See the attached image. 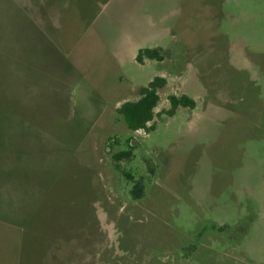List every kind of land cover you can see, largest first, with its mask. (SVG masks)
Returning <instances> with one entry per match:
<instances>
[{
    "label": "rangeland",
    "instance_id": "374dc122",
    "mask_svg": "<svg viewBox=\"0 0 264 264\" xmlns=\"http://www.w3.org/2000/svg\"><path fill=\"white\" fill-rule=\"evenodd\" d=\"M0 264H264V0H0Z\"/></svg>",
    "mask_w": 264,
    "mask_h": 264
},
{
    "label": "trees",
    "instance_id": "16d2710c",
    "mask_svg": "<svg viewBox=\"0 0 264 264\" xmlns=\"http://www.w3.org/2000/svg\"><path fill=\"white\" fill-rule=\"evenodd\" d=\"M145 59L163 60L160 49H141L137 56V61L141 64ZM166 85V80L161 77H155L148 85L140 88V98L134 101L124 102L118 109L117 113L125 120L130 131L138 132L140 130L153 131V123L159 113L156 112L161 101L159 90ZM170 109L166 111L169 116H174L180 107L194 109L196 102L186 95H170L168 97ZM152 125H149L150 123ZM133 149V145L130 143ZM115 157L119 162L122 160L130 161L133 158L131 152H120ZM126 180L135 181L134 176L129 172L126 173ZM134 199H141L144 196V187L140 180H136L131 190Z\"/></svg>",
    "mask_w": 264,
    "mask_h": 264
},
{
    "label": "crops",
    "instance_id": "0c3cea01",
    "mask_svg": "<svg viewBox=\"0 0 264 264\" xmlns=\"http://www.w3.org/2000/svg\"><path fill=\"white\" fill-rule=\"evenodd\" d=\"M150 49H153V48H150ZM145 61V60H144ZM144 63V62H143ZM143 63H141V64H143ZM151 82V81H150ZM144 87V86H143Z\"/></svg>",
    "mask_w": 264,
    "mask_h": 264
}]
</instances>
